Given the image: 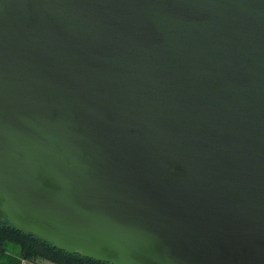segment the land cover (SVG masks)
<instances>
[{
	"label": "water",
	"instance_id": "water-1",
	"mask_svg": "<svg viewBox=\"0 0 264 264\" xmlns=\"http://www.w3.org/2000/svg\"><path fill=\"white\" fill-rule=\"evenodd\" d=\"M0 218L106 264H264V0H0Z\"/></svg>",
	"mask_w": 264,
	"mask_h": 264
},
{
	"label": "trees",
	"instance_id": "trees-1",
	"mask_svg": "<svg viewBox=\"0 0 264 264\" xmlns=\"http://www.w3.org/2000/svg\"><path fill=\"white\" fill-rule=\"evenodd\" d=\"M45 261L53 264H106L59 251L34 235L18 232L6 218H0V264H39Z\"/></svg>",
	"mask_w": 264,
	"mask_h": 264
},
{
	"label": "crops",
	"instance_id": "crops-1",
	"mask_svg": "<svg viewBox=\"0 0 264 264\" xmlns=\"http://www.w3.org/2000/svg\"><path fill=\"white\" fill-rule=\"evenodd\" d=\"M22 264H34V263H30V262H23ZM39 264H53V263H50V262H40Z\"/></svg>",
	"mask_w": 264,
	"mask_h": 264
}]
</instances>
